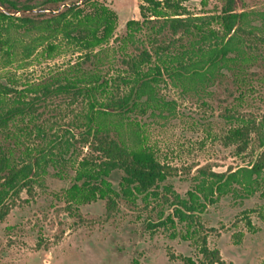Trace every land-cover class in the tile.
<instances>
[{
	"label": "trees",
	"instance_id": "16d2710c",
	"mask_svg": "<svg viewBox=\"0 0 264 264\" xmlns=\"http://www.w3.org/2000/svg\"><path fill=\"white\" fill-rule=\"evenodd\" d=\"M189 1L140 0V20H129L116 37L119 16L100 0H0V221L52 169L71 182L59 197L71 214L102 200L111 217L123 200L155 214L146 221L152 234L166 231L196 251L195 258L168 253L170 261L232 264L209 245L203 215L225 196L248 199L263 186L264 111L226 109L228 143L240 155L257 142L259 152L226 172L198 168L185 196L167 183L173 169L148 145L140 117L175 116L177 102L161 95L163 87L208 106L221 78L232 79L238 101L253 90L254 76L264 83L252 71L264 69V11L247 10L245 0H218L213 12L193 14ZM63 53L74 62L50 68L38 82L9 71ZM58 97L83 105L67 129L42 120ZM115 172L118 189L110 180Z\"/></svg>",
	"mask_w": 264,
	"mask_h": 264
},
{
	"label": "rangeland",
	"instance_id": "374dc122",
	"mask_svg": "<svg viewBox=\"0 0 264 264\" xmlns=\"http://www.w3.org/2000/svg\"><path fill=\"white\" fill-rule=\"evenodd\" d=\"M100 1L119 16L116 37L125 34L129 20H140V0ZM185 5L191 13L202 14L213 12L220 4L208 0L202 7L200 0H193ZM245 5L247 10L264 11V0H245ZM75 57L63 53L25 70L11 67L9 71L38 82L50 68H65ZM252 71L264 77V69ZM3 73L0 71V77ZM253 85V90L245 91L244 100L238 101L240 92L232 79L221 78L211 88L212 97L205 100L208 106L192 95L183 96L178 89L163 87L161 95L177 102L175 116L140 117L148 145L162 163L173 169L167 183L182 196L190 189L198 168L210 166L214 171L226 172L247 165L259 152L257 142H253L238 155L236 147L227 141L230 125L223 118L226 109L233 107L242 114L264 111V83L254 76ZM81 111L82 104L71 105L65 97H58L43 111L42 120L53 129H67ZM81 153L85 155L87 149ZM120 177L119 172L111 176L115 189L119 188ZM70 185V180L58 179L50 169L42 186L36 185L31 195L26 191L21 194L7 218L0 221V264H179L170 261L168 253L196 257L188 242L172 240L163 230L152 234L146 228L147 219L156 217L153 212L141 211L123 200H119L118 210L111 217H107L106 202L102 200L71 214L59 199ZM203 222L212 229L209 245L219 249L226 261L264 264V184L248 199L221 198L208 207Z\"/></svg>",
	"mask_w": 264,
	"mask_h": 264
}]
</instances>
